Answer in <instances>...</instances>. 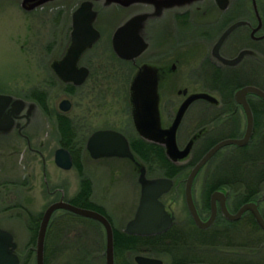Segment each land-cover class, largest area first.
Masks as SVG:
<instances>
[{"label": "flooded vegetation", "instance_id": "1", "mask_svg": "<svg viewBox=\"0 0 264 264\" xmlns=\"http://www.w3.org/2000/svg\"><path fill=\"white\" fill-rule=\"evenodd\" d=\"M38 1L42 0L29 4L33 6ZM49 3H55V7L50 9L56 10V14L64 16L65 19L61 26L60 23L57 24V26H60L59 33H61V36L55 47L60 57L53 61L50 66L58 83L66 91L68 97L63 99L60 104L65 100L71 102V108L67 112L62 111L59 104V111H57L58 128L59 116L65 115L68 117L67 113L73 108L71 99L81 93L90 94L95 87L92 85L93 82L97 86H101L102 84L111 85L112 82L120 81L125 86H128L130 90L131 101L135 102L136 107L134 116L137 117V122L140 119V127L149 129L148 122L155 116L158 123L157 128L159 130H167L162 126V121L164 114L166 112L170 114L174 110L172 108L176 106L175 84L186 81L191 75L189 73H191L190 68L192 67L200 76L198 77L199 79H204L213 85L216 84V89L219 90V99L215 97L217 99L216 103L197 100L189 106L177 131L178 146L179 131L187 112L198 101L219 107V113L216 118L219 120V143L228 140H243L249 127L247 105L251 111L253 127L249 140L243 146L230 144L219 150V183H217L216 188L212 192L208 193L209 176H206L201 203L196 198L195 185L197 176L207 165L200 170L194 180V204L203 222H208L212 217L213 195L219 192V195L215 198V220L211 225L204 226L196 224L186 199L185 205L190 218L189 225H177V217L172 209V204L176 203L174 197L180 191L183 182L185 197L187 178L201 159L190 169L185 180H179L177 177L173 178L160 174V169H163L158 163L153 168H149L148 165L140 160L132 150L130 135L127 132L108 129L104 126V128L91 133L85 147L93 161L128 160L133 166V172H135V169L138 170L136 179L138 185H140L139 177L143 167L146 169L148 179L168 178L173 181L172 189L161 198L167 211L175 218L173 225L162 234L132 235L126 232L128 224L135 219L139 207L140 185L139 201L135 209L134 218L126 225L123 233L128 236L140 237L141 239L138 240L137 250L134 251L128 250L127 239H122L118 254L116 253L114 240L115 264H118L121 256H124L123 264H126L127 253L132 252H138V255L132 259L131 264H138L136 262L137 256L159 259L163 264H168L165 263L164 258L149 254L153 249L159 250L162 242L165 243L163 245L166 246L165 248L167 249L165 251H168V253L174 252L175 254L176 251H185L186 257L184 258L187 259L175 260L170 264H214L205 262L206 256L222 252L219 250L221 242H229L233 246L238 245L235 241L238 242L245 239L249 242L254 241L250 230L253 229L254 225H259L254 213L247 210L237 219L232 217L237 216L246 204H255L264 219V157L242 158L239 156L242 152L247 151L253 154L255 150L263 151L262 153H264V0H48L39 8H46L50 5ZM27 8L30 9L28 5ZM39 8L26 10L32 12ZM80 10H82V13L90 10L91 14H94L93 17L90 15L89 17H84V21L86 24L90 21L92 28L99 34V37L79 57L76 63V71L69 73L73 76L72 80L65 82L54 70L53 66L55 63L63 62L71 50L74 14ZM121 28L124 30L122 42L125 49H128V39L134 38V42L141 43L140 53L134 58L123 59L115 51L114 38L117 31ZM218 42L219 57L214 52ZM193 50H196L197 54H194ZM103 54L104 56L105 54H113L112 61L102 60ZM82 68L89 71L88 76L83 84L77 85L76 81L80 79V69ZM187 69L189 73L186 72ZM118 76L120 77L118 78ZM249 88L252 90H247ZM43 92L45 93V91ZM203 92L205 93L206 91ZM190 93L189 87L178 89L177 95L183 98L179 108L191 96ZM45 95L47 101V94L45 93ZM154 102H156V105H154ZM30 104L35 105L31 110ZM41 107L45 113H48L44 105ZM36 108L37 104L35 103L26 104L25 109L20 114V118L15 120L13 129L0 133V143L5 145L9 142L17 141L24 146L26 152L33 153L44 161L42 151L32 147L35 142L33 131L37 130L34 121ZM159 114H161V118H159ZM175 118L176 115H174L172 125ZM133 126V129H136L134 130L135 136L141 137L140 134L137 135L139 131L136 121ZM103 130H114L126 136L135 159L118 157L94 159L87 150V142L95 132ZM159 130L157 131V137H159ZM208 133L209 131L201 128L191 136L183 148L179 146L183 150L191 141H194L188 158L183 160L168 158V161L173 164L169 169L171 173L180 168L189 169L192 162V151L199 141L207 139L206 135ZM144 140L165 148V145L158 141ZM72 157L73 168H75L76 162L73 154ZM60 200L70 203V200H65L63 197L53 203ZM97 206L104 210L103 207ZM109 221L113 225L111 218ZM97 223L105 230L102 224ZM241 225L248 227V234H246L248 237L242 236V239L239 237L241 235ZM161 235L163 236L162 240L155 239ZM17 254L20 258V264H22L25 256L20 253L19 244ZM61 256L57 253L53 257L57 259L58 263ZM104 256L105 264H107V239ZM187 256L191 258L189 259ZM75 262H78V260ZM58 264L61 263L59 262Z\"/></svg>", "mask_w": 264, "mask_h": 264}, {"label": "rangeland", "instance_id": "2", "mask_svg": "<svg viewBox=\"0 0 264 264\" xmlns=\"http://www.w3.org/2000/svg\"><path fill=\"white\" fill-rule=\"evenodd\" d=\"M23 2L24 0H0V94L21 99L27 105L37 104L34 115L37 130L33 131L35 142L32 147L40 149L44 155L42 161L41 157L26 152L24 146L17 141L5 145L0 143V226L14 234L22 255L32 239L29 231L30 215L43 214L51 203L62 197L65 200H72L81 190V174L77 167L70 171L62 170L54 161L55 151L62 146L63 139L57 125L58 106L68 97L58 83L50 64L60 57L55 46L61 36L59 33L61 23L65 19L64 16L56 14V10L50 9L55 7V3L54 5L49 3L46 8L38 7L39 9L31 12L23 7ZM58 23L60 26H57ZM192 52L197 54L196 50ZM112 59L113 54L102 55V60ZM190 69L191 73L186 70L189 75L191 74L188 75L190 80L187 78L186 81L175 84L176 106L172 108L174 110L170 114L167 112L164 114L162 121V126L166 129L172 126L174 115L183 101V98L177 95L178 89L189 87L191 96L206 91L205 93L219 99L216 84L199 79L197 71L193 70V67ZM92 85L95 87L90 94L81 93L71 99L73 108L67 114L73 121L75 133L72 149L81 165L82 173L91 180L93 202L103 207L110 216L114 228L123 232L134 218L139 201L140 185L136 181L138 170L135 169L133 172V166L124 159L93 161L86 151L85 144L92 132L104 126L108 129L123 130L134 137L135 103L131 101L128 86L120 81L101 86L93 82ZM41 90L47 94L45 110L48 113L43 111L41 107L43 104L37 102L34 95V92ZM218 113L217 105L210 106L201 101L194 103L179 131V146L183 148L191 136L201 128L209 131L207 137L218 142L219 120L216 119ZM139 134L140 132L137 135ZM191 168L187 169L183 180ZM218 172L219 152L197 176L195 193L199 203L203 199L206 176H209L211 181ZM183 189L184 182L178 194H174L176 203L172 204L177 225H189L190 221ZM76 227V234L81 237L78 240L74 239L73 244L67 247L70 250L67 260L61 256L58 263L105 264L106 232L103 227L92 221H81ZM250 231L254 241L249 242L246 239L235 241L238 245L233 246L223 241L219 245L222 252L209 253L205 262L264 264V232L257 225ZM240 234V238L248 237L246 235L248 227L241 225ZM165 249H167L165 246H160L159 250L153 249V253L149 254L164 258L168 264L175 260L187 259L184 258L185 251H176L178 253L174 254L168 253ZM63 250L62 246L61 251ZM136 255L138 252L127 253L125 263L131 264ZM123 257H119L118 264H123ZM77 260L78 262H75ZM58 263L57 259L50 261V264ZM32 264H36V253L33 255Z\"/></svg>", "mask_w": 264, "mask_h": 264}, {"label": "water", "instance_id": "3", "mask_svg": "<svg viewBox=\"0 0 264 264\" xmlns=\"http://www.w3.org/2000/svg\"><path fill=\"white\" fill-rule=\"evenodd\" d=\"M37 0H24L23 7L31 10L42 6L48 0L36 2L33 6L27 8V4ZM94 16L90 10L82 13V10L74 14V31H73V44L71 50L63 60V62L55 63L53 68L58 75L65 81L70 82L73 78L69 73L76 71V63L84 50L98 39L99 34L92 28L90 21L86 24L84 17ZM123 28L119 29L114 38V48L119 57L123 59H130L136 57L141 50V43L134 42L133 39H128V49H125L122 42ZM86 36V37H85ZM217 57H219V42L214 50ZM88 70L85 68L80 69V79L76 81L77 85L83 84L88 76ZM247 90H252L251 88ZM197 100H206L216 103L217 99L208 93H199L190 96L179 108L173 125L167 130H159L156 117H152L148 122L149 129L140 127V119L137 122V128L140 136L144 139L155 140L165 145L166 154L168 158L174 160H183L190 156L194 141H191L188 146L181 150L177 144V131L182 122V119L189 108V106ZM135 103V102H134ZM156 105V102H154ZM26 107V102L21 99H15L11 95L0 94V133L8 132L13 129L15 120L20 118V114ZM35 107L30 104V110ZM71 102L65 100L60 104V109L64 112L69 111ZM136 108V107H135ZM154 108V106H153ZM249 114V127L246 137L243 140H228L214 145L192 169L186 182L185 199L192 217L197 225H211L216 216L215 198L219 195H213V213L208 222H203L197 212L193 199V183L200 172V170L208 164V162L219 152L223 147L235 144L243 146L250 138L253 127V120L251 111L247 105ZM159 130V137L157 131ZM156 132V133H155ZM87 150L90 152L94 159L99 158H129L135 159V155L131 150L130 143L126 136L114 130H103L95 132L87 142ZM55 163L63 170H71L74 166L73 157L71 152L66 148H59L55 153ZM141 185V197L139 207L135 216L127 227L126 232L132 235H155L162 234L167 231L174 223V216H172L166 209L165 204L161 198L167 194L173 187V181L168 178H155L148 179L146 176V169H141L139 177ZM60 210L68 211L80 217L91 219L102 224L106 230L107 239V264H115L114 261V228L109 219L92 209L81 208L75 206L64 200H60L51 204L43 213L42 221L40 224L37 241H36V264H45V245L47 231L53 215ZM250 210L254 213L259 227L264 232V219L259 212L257 205L246 204L239 214L234 219L241 216L244 211ZM18 243L15 241L14 235L6 229L0 227V264H20V258L17 254ZM136 262L138 264H163L159 259L137 256Z\"/></svg>", "mask_w": 264, "mask_h": 264}, {"label": "trees", "instance_id": "4", "mask_svg": "<svg viewBox=\"0 0 264 264\" xmlns=\"http://www.w3.org/2000/svg\"><path fill=\"white\" fill-rule=\"evenodd\" d=\"M34 93H35L34 95L36 96V101L42 103L44 107L47 108L45 102L46 101L45 93L42 92V90L36 91ZM58 123H59L60 134L62 135L63 138L61 140V145L67 148L74 155V151L72 149L74 144V136H75L73 129L74 128L73 121L71 118L64 115V116H59ZM129 139L131 142V147L133 152L137 155V157L140 160H142L146 165H148L149 168H153L158 163L159 166L163 169L160 172L161 174L173 178L177 177V179L179 180H181L184 177L187 171L184 168L177 169L176 171L174 170L172 173L170 172L169 169L170 167L173 166V164L168 161L169 159L166 154V149L163 146L149 143L139 136H134V137L129 136ZM218 142L213 141L212 139L207 137V139H204L202 143L201 142L198 143L195 146L194 150L192 151V155H191L192 162L190 163V167H193ZM253 152H254L253 154L249 151L242 152L239 156L242 158L264 157V153H262L263 151L255 150ZM74 157H75L76 167L81 174V190L74 199L70 200V203L81 208L97 210L109 218L107 213L93 202L92 200L93 186L91 180L82 173L83 171L81 169V165L78 163L76 156ZM217 182H219V172L211 179L210 182H208L209 184L208 193L212 192L216 188ZM42 215L43 214H38V215L31 214L29 217L30 218L29 231L31 232L32 239L26 251L24 252L25 257L23 259L22 264H32L33 255L35 254V248L33 247V245H36V240L42 220ZM81 221H92L94 223H97L93 220L80 217L78 215H75L73 213L64 210H61L56 214H54L47 232L46 264H50V261L53 259L55 260L56 258L53 256L54 254L56 256L57 253H59L60 256L62 255L64 257V260H67L66 257L69 256L68 253L70 251L68 250L67 247L73 244L74 239L78 240L81 237L79 234H76L77 233L76 226ZM122 239H127L128 250L134 251L137 250L136 247L138 244V240L141 238L128 236L125 233L115 229V248L117 254L119 252L120 242ZM155 239L162 240L163 236L162 235L158 236ZM163 243L164 242L160 243V245L165 246L163 245ZM59 246L60 248H58ZM62 246L64 250L60 251Z\"/></svg>", "mask_w": 264, "mask_h": 264}]
</instances>
